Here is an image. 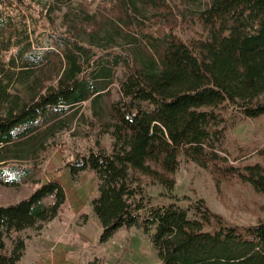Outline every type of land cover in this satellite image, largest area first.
Here are the masks:
<instances>
[{"label":"trees","instance_id":"16d2710c","mask_svg":"<svg viewBox=\"0 0 264 264\" xmlns=\"http://www.w3.org/2000/svg\"><path fill=\"white\" fill-rule=\"evenodd\" d=\"M13 3L23 0H0V29L10 26L5 9ZM200 21L205 37L188 45L165 31L154 37L163 52L124 73L121 98L111 105V152L90 150L66 160L62 168L72 175L95 172L97 194L91 204L102 225V241L120 227L152 228L160 264H264V219L239 227L225 223L203 199L194 203L197 212L191 218L175 203L149 205L143 198L139 175L171 188L181 152L220 176L236 175L264 195L262 165L240 168L219 155L223 127L216 112L228 103L248 117L264 114V0H208ZM23 30L16 40L0 38V49H13L12 66L31 70L52 53L65 66L56 83L31 102L11 97L0 78V184H37L27 197L0 205V264H17L25 242L13 234L54 218L66 198L59 181L40 183L37 163L10 154V146L36 134L52 111L63 114L83 101H95L107 89L103 81L110 69L123 61L116 52L110 65L104 61L107 53L88 59V48L67 35L51 31L42 38L34 27L24 25ZM95 64L101 72L91 79ZM5 240L13 243L8 253Z\"/></svg>","mask_w":264,"mask_h":264},{"label":"rangeland","instance_id":"374dc122","mask_svg":"<svg viewBox=\"0 0 264 264\" xmlns=\"http://www.w3.org/2000/svg\"><path fill=\"white\" fill-rule=\"evenodd\" d=\"M207 4L208 0H125L124 4L121 0H23V4L13 3L5 9L11 21L10 26L0 29L2 39L16 40L24 34L25 25L34 27L42 38L54 31L79 41L88 48V59L107 53L104 61L110 65L115 52L123 59L110 69V76L103 81L107 89L95 101H83L63 114L52 111L36 134L10 146V154L17 152L26 157L23 161L37 163L40 170L35 179L40 183L59 181L66 195L54 218L13 234V239L25 242L17 264H160L152 228L120 227L102 241V225L91 204L97 194L95 172L72 175L62 166L90 150L111 152V105L121 98L119 83L124 73L163 52L154 37L165 31L188 45L205 37L200 13ZM12 51L0 49L1 86L6 83L10 96L21 101L31 102L37 93L56 83L65 66V61L52 53L42 65L22 70L9 61ZM93 69L91 79L101 72L96 64ZM216 112L223 127L219 155L240 168L253 163L264 167V114L248 117L228 103ZM178 159L171 188L139 175L143 198L149 205L175 203L193 218L197 212L194 203L203 199L229 225L249 226L264 219V195L249 183L236 175L220 176L183 152ZM36 187L33 182L0 184V205L23 199ZM216 226L214 223L210 229ZM12 245V240H5L6 253Z\"/></svg>","mask_w":264,"mask_h":264}]
</instances>
